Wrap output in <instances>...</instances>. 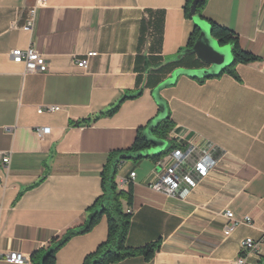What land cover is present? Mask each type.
<instances>
[{
	"label": "crops",
	"instance_id": "crops-1",
	"mask_svg": "<svg viewBox=\"0 0 264 264\" xmlns=\"http://www.w3.org/2000/svg\"><path fill=\"white\" fill-rule=\"evenodd\" d=\"M186 1L48 0L26 30L35 0H0V264H18L6 259L15 251L27 257L22 264H34L35 251L85 225L103 194L108 156L131 148L159 113L156 86L178 68L209 67L196 54L179 58L195 27ZM202 15L233 30L261 61L237 65L240 80L183 74L162 89L175 126L199 146L212 144L216 164L184 195H169L152 187L162 171L152 154L123 161L119 188L132 184L134 195L127 242L161 247L151 261L114 264H238L240 257L264 264V244L241 252L247 237L264 239V0H208ZM31 44L45 56L46 72H27L12 59L11 50ZM91 51L88 67L78 66ZM48 106L59 109L39 111ZM227 210L236 223L229 235ZM107 231L103 217L73 236L56 264H83Z\"/></svg>",
	"mask_w": 264,
	"mask_h": 264
},
{
	"label": "trees",
	"instance_id": "trees-1",
	"mask_svg": "<svg viewBox=\"0 0 264 264\" xmlns=\"http://www.w3.org/2000/svg\"><path fill=\"white\" fill-rule=\"evenodd\" d=\"M193 1L194 0H187L184 5L185 16L189 19H193V16L191 14V5ZM207 1L208 0L199 2L197 6V14L201 17H203L202 12ZM211 25L212 36L216 40H218L221 45H232L233 62L228 65L226 69L218 76L227 73L240 80V76L236 69L237 65L241 63L249 64L258 62L261 61V57L243 49L240 44L239 37L234 33L233 30H230L229 28L221 26L214 22H211ZM199 35L200 29L197 25H195L194 30L187 42V48H191L194 46ZM179 62L181 61H177V63ZM208 78L212 77H202L196 79H198L200 82H204ZM138 96H140V93L125 96L111 109L103 112L102 114L113 115L118 111L123 101L131 98H136ZM82 122H86V120ZM174 126L175 123L171 119L170 111L168 108V116L153 129V133L157 138L167 139L169 132L173 129ZM152 146L153 144L146 138H144L143 133L140 132L131 148L111 153L108 156L107 162L102 172L103 194L90 208L91 213L88 222L79 229H69L61 238L52 240L47 249L41 248L35 251L31 256L33 263L56 264L58 251L73 236L92 231L103 217H106L107 219V237L97 246L94 251L90 252L85 257L83 264H114L135 256H143L147 261H151L154 258L156 252L161 247V244L158 241L139 248L129 246L127 241L133 213V188L132 184H129L128 190L120 189L119 183L117 181V176L119 168L123 161L127 159H142L145 156L140 154V152L147 150ZM172 148H174V146H170L162 154L152 155V157L157 160Z\"/></svg>",
	"mask_w": 264,
	"mask_h": 264
},
{
	"label": "built area",
	"instance_id": "built-area-1",
	"mask_svg": "<svg viewBox=\"0 0 264 264\" xmlns=\"http://www.w3.org/2000/svg\"><path fill=\"white\" fill-rule=\"evenodd\" d=\"M47 1L35 0L29 9L28 17L23 25L26 30L34 28L38 11ZM96 55L97 52H89L85 58L78 61V66L83 68L88 67L90 58ZM11 57L17 63H24L27 72H46L48 70L47 60L35 44H31L26 49L15 48L11 50ZM57 109H59L58 106H48L40 108L39 111H55ZM49 130V128H44L42 131L45 133ZM166 140L171 142L174 148L156 160L158 168L162 169V171L157 173L158 178L152 182V187L157 191L169 195H184L189 187H194L199 182V179L207 176L215 166L216 160L213 157L215 148L212 144H206L204 147L199 146L193 138L188 136L187 130L179 126L173 127ZM2 161L8 164L10 162V155L4 154ZM135 175L136 173L132 172L130 177L134 178ZM225 215L229 218V223L226 225L224 231L226 235H229L236 227L235 220H233L234 213L231 210H227ZM247 221H250L249 218ZM262 244H264V239L256 240L252 237H247L242 243L241 252L242 254H246L259 251ZM6 259L18 264L27 261V257L18 251L6 254ZM245 262L244 257H240L237 261L238 264H245Z\"/></svg>",
	"mask_w": 264,
	"mask_h": 264
},
{
	"label": "water",
	"instance_id": "water-1",
	"mask_svg": "<svg viewBox=\"0 0 264 264\" xmlns=\"http://www.w3.org/2000/svg\"><path fill=\"white\" fill-rule=\"evenodd\" d=\"M201 1L204 0H194L191 5L193 21L199 27L200 35L194 46L184 49L179 54V58H182L186 53L196 54L197 58L209 67L199 69L178 68L173 71L170 77L159 83L153 90V96L159 106V113L143 131L144 138L153 144L151 148L140 152L143 156H149L150 154L160 155L165 151V147H167V140L157 138L153 133V129L168 116V104L161 95L162 89L176 83L178 77L183 74L193 78L216 77L233 62V54L230 46L221 45L212 36L211 23L197 14V6Z\"/></svg>",
	"mask_w": 264,
	"mask_h": 264
}]
</instances>
